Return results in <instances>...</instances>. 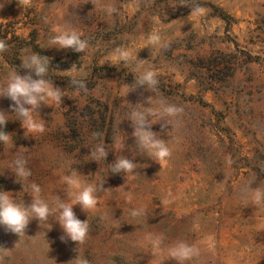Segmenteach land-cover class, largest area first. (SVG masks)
<instances>
[{
  "label": "rangeland",
  "instance_id": "1",
  "mask_svg": "<svg viewBox=\"0 0 264 264\" xmlns=\"http://www.w3.org/2000/svg\"><path fill=\"white\" fill-rule=\"evenodd\" d=\"M0 25V88L9 73L30 72L21 57L34 53L48 58L55 93L33 112L31 131L0 98L10 136L0 144V191L27 207L38 185L51 209L24 233L0 227V264H178L168 255L177 241L201 249L185 264H264V200L241 195L264 190V0H0ZM69 30L85 42L81 52L50 46ZM154 31L159 40L149 43ZM118 48L126 63L110 62ZM145 70L153 85L139 82ZM166 105L180 111L168 117ZM132 111L168 143L160 164L133 136ZM97 146L106 157L91 155ZM16 156L23 178L10 170ZM120 157L135 166L113 174ZM73 170L80 187L102 185L92 209L73 207L88 221L80 243L62 241L56 220L62 177ZM148 234L161 237L155 251L139 243Z\"/></svg>",
  "mask_w": 264,
  "mask_h": 264
},
{
  "label": "clouds",
  "instance_id": "2",
  "mask_svg": "<svg viewBox=\"0 0 264 264\" xmlns=\"http://www.w3.org/2000/svg\"><path fill=\"white\" fill-rule=\"evenodd\" d=\"M159 40L158 34L150 33L148 36L149 43ZM50 46H58L60 48H71L76 52H81L85 48V42L81 40L79 35L74 30L64 31L57 35H53L49 39ZM129 56L128 51L123 49H115L110 56L111 63L127 62ZM48 58L39 56L37 54H30L26 57H21L22 67L29 69L30 72L25 75H20L15 72L9 73L7 82L0 88V98H8L13 102L10 107L13 113L19 119L22 127L26 131H31L38 127L33 112L37 110L46 97H52L54 89L48 86V82L43 78L47 72L48 65L46 63ZM35 77V78H33ZM72 82L79 88H83V79L72 78ZM140 83L153 85L155 83L154 73L151 70L143 71L139 76ZM180 111L174 105H166L163 108V114L168 117H174ZM6 115L0 112V144L6 143L10 136L4 132L3 126L7 122ZM130 117L133 121V136L146 154L157 161L159 164L164 161L170 154L168 143L155 138V134L147 126L144 114L138 111H132ZM91 155L96 159L106 157L105 149L97 146L95 151H91ZM26 161L22 156H16L10 164V170L18 178H23L28 175L26 168ZM135 165L127 158H118L110 168L113 174L127 173ZM76 171L73 170L70 174L62 177L67 188V199L61 201L56 197L55 207L57 209L56 220L63 230V235L60 239L63 241L65 237L68 240L80 243L88 234V221H81L75 215L73 207L79 205L83 211L92 209L96 204V192L102 185L87 184L80 187L79 180L76 176ZM78 188L79 190H74ZM32 203L27 207L23 203L15 202L7 192L0 191V227L11 233H24V229L28 225L30 219H37L39 221L46 220L50 215L51 209L48 203L40 200L36 194L40 189L38 185L31 186ZM242 198H250L253 201L264 200V190L261 188L252 190L246 186L241 191ZM143 209L134 210L131 215L136 216L142 214ZM161 241V237L155 235H145L139 243L151 245L153 251L157 249ZM206 245L207 250L214 249V237L208 235L202 241ZM201 249L195 244H188L184 241H177L168 248V255L175 259L178 264H185L193 256L200 253Z\"/></svg>",
  "mask_w": 264,
  "mask_h": 264
},
{
  "label": "trees",
  "instance_id": "3",
  "mask_svg": "<svg viewBox=\"0 0 264 264\" xmlns=\"http://www.w3.org/2000/svg\"><path fill=\"white\" fill-rule=\"evenodd\" d=\"M1 26L2 25H0V40H2V39H6L7 38V36H6V33H4V32H2L1 31ZM25 42V41H24ZM23 48V47H22ZM34 52H39V51H36V50H39V49H32ZM3 55H4V53H3ZM61 63V61H53V62H51V67H52V69H62V67H55V66H57V64H60ZM19 64L20 63H17L16 65L17 66H19ZM63 70H66V69H63ZM46 74V73H45ZM44 74V79L46 80V81H51V79H50V77H48L47 75H45ZM33 78H35V77H33Z\"/></svg>",
  "mask_w": 264,
  "mask_h": 264
}]
</instances>
